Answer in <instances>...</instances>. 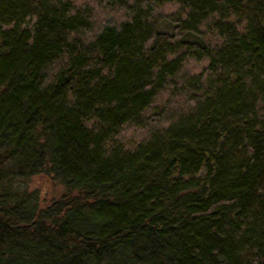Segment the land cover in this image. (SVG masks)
<instances>
[{
	"label": "trees",
	"instance_id": "obj_1",
	"mask_svg": "<svg viewBox=\"0 0 264 264\" xmlns=\"http://www.w3.org/2000/svg\"><path fill=\"white\" fill-rule=\"evenodd\" d=\"M0 264H264V0H0Z\"/></svg>",
	"mask_w": 264,
	"mask_h": 264
},
{
	"label": "rangeland",
	"instance_id": "obj_2",
	"mask_svg": "<svg viewBox=\"0 0 264 264\" xmlns=\"http://www.w3.org/2000/svg\"><path fill=\"white\" fill-rule=\"evenodd\" d=\"M97 11L100 10L97 9ZM97 14V17L101 18V15H99L100 12ZM161 29L170 31L171 27L167 24V22H163ZM16 185L21 190H37L41 204L48 202L52 198L59 197L68 190L59 176L55 175L54 173L46 172L37 173L26 178H21L16 182Z\"/></svg>",
	"mask_w": 264,
	"mask_h": 264
}]
</instances>
